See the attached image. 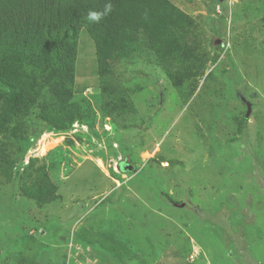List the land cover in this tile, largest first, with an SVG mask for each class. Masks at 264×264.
<instances>
[{
    "label": "rangeland",
    "instance_id": "rangeland-1",
    "mask_svg": "<svg viewBox=\"0 0 264 264\" xmlns=\"http://www.w3.org/2000/svg\"><path fill=\"white\" fill-rule=\"evenodd\" d=\"M171 1L197 24L201 72L176 87L150 51L114 62L135 111L112 123L81 31L93 119L44 129L0 176V264H264V0ZM42 160L59 198L38 206L22 182Z\"/></svg>",
    "mask_w": 264,
    "mask_h": 264
},
{
    "label": "trees",
    "instance_id": "trees-1",
    "mask_svg": "<svg viewBox=\"0 0 264 264\" xmlns=\"http://www.w3.org/2000/svg\"><path fill=\"white\" fill-rule=\"evenodd\" d=\"M109 3L100 23L88 21L89 11L103 12ZM195 28V20L171 0H0V176L12 178L13 166L44 129L64 132L74 121L93 119L90 101L74 89L81 31L94 45L99 110L117 123L135 109L114 62L150 51L179 87L195 80L205 61L197 40L188 38ZM32 121L38 124L32 127ZM10 139L12 147L6 146ZM44 162L22 182V195L38 206L59 198L47 183Z\"/></svg>",
    "mask_w": 264,
    "mask_h": 264
},
{
    "label": "clouds",
    "instance_id": "clouds-1",
    "mask_svg": "<svg viewBox=\"0 0 264 264\" xmlns=\"http://www.w3.org/2000/svg\"><path fill=\"white\" fill-rule=\"evenodd\" d=\"M112 5L109 3L106 5L103 12L98 11H89L87 19L91 23H100L104 16L111 11Z\"/></svg>",
    "mask_w": 264,
    "mask_h": 264
}]
</instances>
